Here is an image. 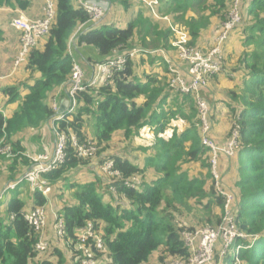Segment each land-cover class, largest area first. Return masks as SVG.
I'll return each instance as SVG.
<instances>
[{
  "label": "trees",
  "instance_id": "16d2710c",
  "mask_svg": "<svg viewBox=\"0 0 264 264\" xmlns=\"http://www.w3.org/2000/svg\"><path fill=\"white\" fill-rule=\"evenodd\" d=\"M98 1L135 15L124 27H119L123 20L102 21L94 27L81 5L55 0L57 13L50 34L31 50L22 67L27 78L0 91L5 99L0 108V144L11 145L14 155H0V200L5 192H15L6 208H0V264H81L77 244L89 224L105 246L103 252H95L98 264H149L154 257L161 264L187 261L190 252L181 236L182 225L191 230L218 226L225 216L222 193L234 197L232 210L238 229L255 238L253 247L241 252L242 264H264V0H240L242 22L222 45V71L200 93L210 106L213 129L215 113L220 111L232 130L225 145L215 141L212 131L216 144L226 148L237 130L234 156L219 155V163L224 157L230 160L218 179L212 172L213 153L203 145L197 128L196 97L171 87L162 52H177L173 42L178 35L172 27L188 35L191 47L209 52L233 0H162L159 18L136 0ZM15 4L25 10L29 2L0 0V8ZM3 34L0 30V42ZM137 43L154 53L128 58L124 71L116 73L108 85L78 94L74 112H64L62 120H55L51 101L70 83L77 58L92 65L94 59L102 63L116 50L131 49ZM66 96L63 91L61 98ZM12 105L16 109L7 118L3 109ZM48 122L82 144L93 141L107 155L92 164L76 155L70 138L66 162L45 175L52 188L46 197L33 193L23 179L32 163L18 137L39 133ZM92 127L93 139L89 134ZM145 131L152 136L151 144L134 148ZM114 140L121 141L123 149L112 151ZM106 160L114 162L119 176L103 174L101 165ZM196 165L202 170L193 174L189 166ZM81 171L97 173V181L77 183L75 177ZM133 177L140 178V186L126 184ZM13 182L18 183L17 188L6 189ZM66 188L71 196L64 199ZM50 201L58 205L55 213L64 222L65 235H56L59 244L47 252L48 245L41 253L36 248L39 236L24 214L49 207ZM49 211L48 219L55 223ZM224 263L232 264L229 260Z\"/></svg>",
  "mask_w": 264,
  "mask_h": 264
},
{
  "label": "built area",
  "instance_id": "2783aa9c",
  "mask_svg": "<svg viewBox=\"0 0 264 264\" xmlns=\"http://www.w3.org/2000/svg\"><path fill=\"white\" fill-rule=\"evenodd\" d=\"M144 4L148 10L156 18L158 17V8L161 6L162 0H136ZM81 7L89 15L92 26H97L107 16L112 8V4L108 1L98 0H80ZM56 4L54 0H46L43 8L42 17L32 20L24 14L19 13L12 20L13 28L21 34V50L15 59L14 69H19L25 65L28 55L32 49L37 47L44 38L50 34L52 24L56 18ZM169 21L168 17L163 18ZM242 22V14L240 12V0H233L232 8L229 12L226 22L222 24V32L215 40V46L207 53L197 50L189 45L188 35L180 32L172 27L177 33L178 39L173 42V47L177 50L180 65L166 58L168 68L171 74V87L185 95L194 94L198 110V123L202 134L203 145L209 148L213 153L212 169L216 179V168L219 164V155L224 153L228 157H232L233 150L237 147V133L233 140L226 148L219 147L211 138L212 124L210 121L211 109L206 100L200 96L201 90L206 88L209 80L220 73L223 66V50L222 45L228 40L232 31ZM79 30L82 31L80 28ZM76 40L74 41V46ZM153 51L147 50L141 45H134L131 49L116 50L113 56L107 58L104 62L94 66V73L90 81L84 75L81 66L76 63L73 68L72 79L68 86L64 88L66 99L69 105L65 112L72 113L76 108V97L78 94L85 92L88 88H97L108 85L113 76L124 71L128 58L134 59L140 54H153ZM165 57V53H163ZM58 96H54L51 101V109L55 113V120H62L64 114L61 113V101ZM54 130L55 143L52 151H46L39 154H31L26 152L25 156L31 160V167L24 176V180L29 185L33 193L39 192L44 196H49L52 192L49 181L45 175L59 169L67 158L68 141L71 138L72 148L76 155L84 160H90L97 156L99 148L96 143L88 140L80 143L78 139L65 132ZM0 155H6L8 158L13 157L12 146L3 142L0 144ZM114 162L106 160L101 165V171L106 176H119L120 173L115 170ZM130 187H138L141 184L139 177H133L126 181ZM18 186L17 182L7 185L6 189L15 190ZM114 190V189H113ZM226 198L225 216L222 222L216 227H201L191 230L190 227L182 225L181 233L185 246L189 249L190 256L187 261L182 259L170 260L168 264H221L225 261L231 248L234 254L232 264H242L240 254L244 250H250L255 238L241 232L236 226L232 205L234 203L233 195L222 193ZM27 222L34 227L39 242L36 245L37 251L43 253L48 248L46 241L45 229L48 222L47 208L38 207L24 214ZM54 232L59 238L65 235V226L62 219L55 216ZM242 243H239V242ZM220 250L217 254V248ZM105 250L104 242L99 233L96 232L94 226L89 224L81 233L78 239L77 251L82 254L81 264H98L95 252H103ZM219 258L218 263L216 259Z\"/></svg>",
  "mask_w": 264,
  "mask_h": 264
},
{
  "label": "crops",
  "instance_id": "0c3cea01",
  "mask_svg": "<svg viewBox=\"0 0 264 264\" xmlns=\"http://www.w3.org/2000/svg\"><path fill=\"white\" fill-rule=\"evenodd\" d=\"M23 1L29 2V5L25 10L20 9V7H18L16 4L13 6H10V7H1L0 8V30L3 31V33H4L3 34V40L0 42V91L7 86H12V85H15V84L22 82L28 76L25 73L24 68H21V70L20 69L15 70L13 68V61L19 52L20 42H19L18 32L12 26V20L15 17H17V15H19V13L24 14L26 17H28L29 19H32V20L40 19L42 17V12H43V8H44V5L46 3V0H23ZM78 6H80V0H78ZM134 15H135L134 11H130V12L125 13L122 9L116 8V6L115 5L113 6V4H112V8H111L110 12L103 19V21H108V22L116 21L118 23V21L123 20L122 25H119V27H124L125 24ZM202 45H203V47H206L204 45V43ZM73 47H74V44H73ZM93 55H94V53H93ZM169 55L173 56V54L165 53L164 59L166 60V58H169L170 60H172ZM78 61H83V63L85 64V67L87 68V70L83 69L84 75H85L86 79L88 81H90V79L92 78L93 73H94V66L99 61L94 59L95 64H93V65L86 63L81 57H80V59L77 58V63H78ZM156 66L159 67L158 65H156ZM148 69L151 70V68H147V70ZM154 69L156 71H159V69H156V68H154ZM63 91H64L63 88L58 90V92H56L55 96H61ZM23 93L25 95V94H27V91H23ZM65 100H67V99L66 98H60L61 103ZM4 103H5V99L3 100L0 97V108H2V106H4ZM7 109H9L10 111L8 112ZM15 109H16V105L7 106L6 108L3 109L4 116L8 118L9 115ZM52 126H53V123L48 122V123H46L45 126L41 127L39 134L32 135L31 132L21 134L18 137V139L22 140L23 143H25L26 152L31 153V154L41 153V151H43L44 150L43 148L45 147L44 146L45 142H42V144L40 143V141H41L40 139L42 137V134L44 132H47L48 130L52 132V130H53ZM90 133L91 132L89 129V134ZM145 133L149 134L151 137V134L149 131H145L143 134L145 135ZM144 135H143V137L145 138ZM28 140H29V142H28ZM52 145L54 146V143ZM53 146H52V148H53ZM137 157H139V156H137ZM139 161L141 162L142 159H140ZM92 173L88 172V171H81L80 174L77 177H75V179L80 180L79 183H85L86 184L88 182H92V180H90V179H93L91 177L94 176V174L92 176ZM86 174H88V175H86ZM49 205H50V208L49 207L48 208L50 210H52V213L54 214L55 212L53 211V202L50 201ZM48 211L49 210H47V212ZM185 226H188V225H185ZM45 235H46V233H45ZM222 262H225V261H222Z\"/></svg>",
  "mask_w": 264,
  "mask_h": 264
},
{
  "label": "rangeland",
  "instance_id": "374dc122",
  "mask_svg": "<svg viewBox=\"0 0 264 264\" xmlns=\"http://www.w3.org/2000/svg\"><path fill=\"white\" fill-rule=\"evenodd\" d=\"M72 3H73V5L75 7H78V0H72ZM216 36H215V38H216ZM214 39H213V43H214ZM19 42H20V39H19ZM137 45H140V44L137 43ZM19 52H20V49H19ZM19 52H18V54H19ZM18 54H17V56H18ZM169 54H173V56L172 55L171 56L169 55L170 58L172 59L173 62L176 63V65H180L179 64L180 61H179L177 52L175 50H173V51L169 52ZM223 56H224V53H223ZM15 59H16V57H15ZM78 64L81 66L82 69L87 70V68L85 67V64L83 63V61H78ZM23 66H21L19 69L21 70V68ZM210 84H211V81L209 82L208 86H210ZM12 86H14V85H12ZM57 98H58V100H60L61 96H58ZM7 110H8V112L10 111L9 109H7ZM223 114H225V113H220V111H218V112L215 113V116H216L215 121H214L215 125H214V129H213V126H212V131H213V135L215 137L214 138L215 141L216 142H220L221 144L225 145V144H227L229 142V137L231 135L232 130H231V127L228 126V122L226 123V120L227 119L225 118V116ZM197 128L199 129V127H197ZM52 132L48 130L47 132H44L42 134V137L40 139L41 140L40 143L42 144V142H45V145H44L45 147L43 148L44 150L41 151V153L42 152H46V151H52V149H53L52 148V146H53L52 144L55 143L54 142L55 141L54 130H52ZM90 132H91L90 133L91 134L90 137L93 139V135H92V134H94V128L93 127H92V129H90ZM236 133H237V130H235V131L233 130V135H235ZM37 134H39V133H37ZM144 136H145V138L137 139V142H135L134 145H133L134 148H138L140 145L148 146V145L151 144V142H152V136L150 137V135L149 134H146V133H145ZM28 142H29V140H28ZM113 142H115V140ZM120 142L113 143L111 145V147L115 148V150L114 149H111V150L112 151H116V150L121 149V148L123 149L124 146H122V144ZM99 148H100L99 156L97 155L95 158H92V159L89 160L90 162L92 161L91 162L92 164H95V163L97 164V162H99V160H100L101 157L107 155L106 152H104V150L101 147H99ZM109 150H110V147L108 148V151ZM108 155H110V154H108ZM137 155H140V154H137ZM233 156H234V153L232 154V157ZM227 158L228 157H224L223 159H225V160H222L221 163H219L218 164V167L216 168V174H217L218 177H219V175H220L221 172L224 174L225 169H227V165H226L228 163L227 160H230V158H228V159ZM212 161H213V158L211 160V165H212ZM189 169L192 171L193 174L201 173V170H202L201 167H199V165H196L195 167L189 166ZM213 171L214 170L212 169V172ZM79 174L80 173H77V176ZM93 174H94V176H93ZM86 175H88V174H86ZM97 175H98L97 173H92V176L93 177H91V178H93V179H90V180L96 182L97 181ZM107 177L108 178H111L110 176H107ZM76 181H78L77 183L80 182V180H77V179H76ZM3 183H7L6 180H3ZM103 184H104V182H103ZM14 195H15V192H5L3 194V197L0 200V208L1 209H5L6 206L8 205V203H9V200L12 197H14ZM68 196H71V192L66 188L65 189V194H64V199L66 197H68ZM109 197H110V195L106 194V199H108ZM46 208L48 210V207H46ZM49 208H50V205H49ZM57 210H58V205L54 202L53 203V211L57 213ZM49 212L51 214H53L52 213V210H50ZM56 213H54V216H56ZM186 223L187 224H190V222H188L187 220H186ZM54 225H55V223L52 220L48 219L47 226H46V229H45L46 237H48L47 243L49 245V248H48V251L47 252L51 251L52 248H54L56 244H59V239H57L58 237L56 236V234L54 232ZM219 250H220V246H218V248H217V254H218ZM232 250H233V248H231V251L229 252V254H228L227 258L225 259V261H228L229 260V261L232 262V260L234 259V254H233ZM156 258L157 257H154L153 259H151V261H150L149 264H161V263L157 262V259ZM169 261L170 260H168L165 264H168ZM216 261L219 263L220 262L219 258H217ZM228 263H230V262H228ZM221 264H225V263L222 262Z\"/></svg>",
  "mask_w": 264,
  "mask_h": 264
},
{
  "label": "water",
  "instance_id": "95a60500",
  "mask_svg": "<svg viewBox=\"0 0 264 264\" xmlns=\"http://www.w3.org/2000/svg\"><path fill=\"white\" fill-rule=\"evenodd\" d=\"M68 105H69V101L68 100H65V101L62 102V104H61V113H64L66 111Z\"/></svg>",
  "mask_w": 264,
  "mask_h": 264
}]
</instances>
